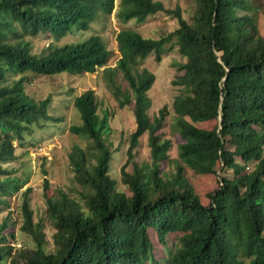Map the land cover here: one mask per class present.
Instances as JSON below:
<instances>
[{
    "label": "trees",
    "instance_id": "16d2710c",
    "mask_svg": "<svg viewBox=\"0 0 264 264\" xmlns=\"http://www.w3.org/2000/svg\"><path fill=\"white\" fill-rule=\"evenodd\" d=\"M193 2L187 21L157 0H0V211L23 183L1 164L27 151L34 127L59 119L46 114L50 95L26 92L37 77L101 68L103 85L118 107L130 105L134 122L115 178L103 137L108 113L97 115L93 90L74 95L80 121L68 130L85 144L73 143L67 161L78 197L49 193L43 179V215L34 219L25 188L18 228L33 246H14L8 212L0 220V264H264V32L256 24L260 14L264 26V0ZM113 8L122 23L163 12L176 26L157 38L119 30L113 65L99 33L57 45L78 30H97ZM172 49L183 61L173 63L170 80L168 132L180 139L170 158L166 106L147 114L154 74L141 64ZM142 135L148 159L138 163ZM194 175L214 186L200 188Z\"/></svg>",
    "mask_w": 264,
    "mask_h": 264
},
{
    "label": "rangeland",
    "instance_id": "374dc122",
    "mask_svg": "<svg viewBox=\"0 0 264 264\" xmlns=\"http://www.w3.org/2000/svg\"><path fill=\"white\" fill-rule=\"evenodd\" d=\"M157 1H160L166 9L178 7L181 17L187 21L194 7L193 0ZM117 2L118 0H113V5L116 6ZM256 24L259 33H263L264 26L260 14H257ZM175 26V19L163 12L147 16L140 22H134V20H132L122 23L116 20L115 10L113 8L108 16L99 17V27L97 30H78L72 35L61 38L57 41V45L67 42L70 39L72 41L79 39L78 41H80L92 33H99L105 42L106 48L111 54L108 63L113 65L119 57L116 42L114 40L118 30L127 28L133 29L143 37L157 38L171 31ZM44 43L47 44L48 40L44 41ZM182 61L183 58L176 53L175 49H172L167 54H164L158 63L153 60V55L149 54L141 64V66L149 69L154 74V82L149 90H147V96L150 99L147 114L151 115L162 105L166 106L167 116L165 117L162 131L164 132L163 137L168 138L171 142V147L168 150L170 158L175 157L176 153L174 146L176 142L180 141L177 135L172 136L168 132V122L173 114L170 102L176 92L170 80L174 73L173 63ZM101 70V68L96 69L94 72L85 73L80 77L74 75L64 76L66 73L49 75L46 76L47 78L45 79L37 77V79L26 88V92L35 99H42L46 95H50L46 114L59 119H54V121L46 119L47 121L44 123L42 129L34 127L32 133L27 136L28 139H26V142L28 140V142H30L26 144L27 151L18 156L15 161L1 164V166L7 169L11 167L15 168L16 171L12 175L21 177L23 182L16 191L6 197L7 207L0 211V220L9 212L11 220L15 222L13 226L7 229L14 235V246H33V242L30 238L18 228L20 224L19 206L21 192L25 190V188H30L27 194V200L29 208L33 212L34 219L43 215L44 203L41 195L43 191V179H46L50 185L48 186L49 193H55L58 189H61L74 199L78 197L75 190H78L79 187L72 180V173L69 170L67 161V152L73 143L82 147L85 144V140L70 133L68 127L70 125L79 124V114L72 106V99L74 95H78L85 89H91L94 92L97 104V115L101 116L103 112L108 113V130L103 134V137L106 145L111 151L109 172L112 176L117 178V169L124 160L123 152L127 145L128 134L133 130L134 122L130 111V105L118 107L112 92L107 90L103 85ZM14 78L15 76H7V81ZM13 144H15V141ZM30 144L33 147H29ZM22 151L23 150H19V148L15 149L16 154ZM134 151V159L138 163L145 162L148 159V146L146 144L145 135L139 137L138 144ZM186 173L190 172L186 171ZM190 182L195 184L199 183L201 185L200 188H203L206 183L207 186H214V180L211 177L199 178L194 175L191 177ZM206 188L210 189V186ZM43 232L46 237L49 238L51 233L49 224L44 223ZM49 249L50 243L48 242L45 245V250Z\"/></svg>",
    "mask_w": 264,
    "mask_h": 264
},
{
    "label": "clouds",
    "instance_id": "9594fccd",
    "mask_svg": "<svg viewBox=\"0 0 264 264\" xmlns=\"http://www.w3.org/2000/svg\"><path fill=\"white\" fill-rule=\"evenodd\" d=\"M127 22H128V21H127ZM134 22H135V21H134ZM127 29H128V28H127ZM132 30H133V29H132ZM118 31H119V30H118ZM118 31H117V32H118ZM134 31H135V30H134ZM117 32H116V33H117ZM137 33H138V32H137ZM138 34H139V33H138ZM139 35H140V34H139ZM140 36H141V35H140ZM142 37H143V36H142ZM149 38H151V37H149ZM114 40H115V39H114Z\"/></svg>",
    "mask_w": 264,
    "mask_h": 264
}]
</instances>
